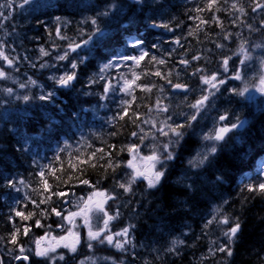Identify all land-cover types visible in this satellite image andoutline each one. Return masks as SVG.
Listing matches in <instances>:
<instances>
[{
  "label": "trees",
  "instance_id": "trees-1",
  "mask_svg": "<svg viewBox=\"0 0 264 264\" xmlns=\"http://www.w3.org/2000/svg\"><path fill=\"white\" fill-rule=\"evenodd\" d=\"M258 2L264 3V0ZM209 3L210 0L170 2L165 0V4H152L151 8L156 9L157 6L165 16L163 24L169 25L165 32L173 30L176 40H179L178 44L175 43V38L155 41L148 32L150 37L145 38V35L142 37L143 47H146L149 53L145 60L139 65L129 61L125 68L123 63H119L118 68L110 67L101 72L98 63L106 62L115 56L118 48L124 46L129 32L120 27L112 35L106 36L102 43L105 51L98 50L89 56L81 55L85 60L75 70L77 80L73 82L72 87L57 88L54 81L52 82V89H57L61 99L55 95L54 104L45 103L36 99L38 97L36 92L34 94L32 92L29 115L15 114L0 118V250L5 264L13 261L7 257V252L15 250L16 246L10 243L14 231L19 229L17 232L19 245L33 239L32 232L41 231L44 225L52 224L54 227L59 223L57 216L51 212L53 208H60L63 203L56 193L63 191L82 193L84 189L96 187L119 200L117 198L119 193L125 192L117 183L125 182L122 176L127 165L126 149L138 121L144 113L148 115L147 105L151 102L156 103L157 100L167 101L171 93L174 97L184 96L189 103H194L201 97L193 90L202 76L208 77L220 72L224 57H231L248 41L263 42L264 30L261 32L259 23L264 18V11H256L259 16H255L256 12L252 11L255 7L254 0H215L211 8ZM234 3L237 5L236 8L232 7ZM240 8H243V12L239 10ZM68 30V27L64 28V32ZM150 32L153 33L152 30ZM153 44H157L158 47L153 48ZM226 50L229 53H226ZM152 56L156 57L155 61L151 59ZM194 56L199 59L194 60ZM237 58L238 56L234 59ZM160 59L165 63L159 64ZM182 60L188 63L183 64ZM67 70L69 71V67ZM156 71H159L161 76L154 75ZM99 72L105 79H100ZM124 73L138 76L136 85L133 84L129 94L130 101L128 100L126 114L121 112L119 106L124 93H117L111 88L112 85L117 88L116 83L121 81ZM90 78L96 82L89 83ZM169 80L172 84L187 85L188 92L173 93ZM108 82L111 83V87L105 93L104 89ZM46 86L48 89L49 84ZM141 92L147 99L140 94ZM226 96L230 99L229 102L223 101L220 104L218 98L216 101L209 100L206 103V106L208 105L206 110L217 116L220 106L229 105L228 103L234 106L241 105L246 122L240 130L235 131V135L229 138L228 143L218 149L214 157L209 156L210 164L197 169L198 177L195 179L204 176V180L187 178L176 182L172 180L177 174L173 177V174L164 176L156 191L158 197L156 204L159 208L153 209L151 214L141 211L137 212L139 214L135 213L130 202L122 203L123 205L115 202L113 207L111 203V209H118L120 213L119 217L113 219L114 223L132 222L130 225L134 231H144L143 226H140L144 223L141 219L146 218L145 225L151 224V227L145 226L149 239L145 242V257L141 264H264V194L247 190L249 184L264 182L263 169L258 168L255 162L256 156L264 157V124L262 125L264 103L250 106L248 101L244 102L235 93ZM183 101L184 99L168 101L169 109L175 111L172 105L180 107ZM184 111H181V114ZM201 117L200 113L197 116L198 123ZM179 118L186 121L184 116ZM52 120L56 123L52 124ZM49 126L53 128L51 133L45 131ZM190 138L192 139V136L184 139L180 154L183 151L184 155L188 153L186 149L189 147L186 145ZM117 164L119 166L113 170ZM42 171L43 176L40 175ZM217 176L223 177V182L217 181ZM9 179L17 182L15 188L7 185ZM82 180H88L89 183L83 184ZM45 181L49 185L47 190L44 189ZM188 184H192L193 190L190 191L186 187ZM133 186L131 188L134 190L131 189L126 194L130 199L138 197L140 201L143 196L141 188ZM212 190L217 192L213 195L216 198L215 202H222V207L215 217L210 218L207 212L210 199L206 198L205 194ZM213 196L210 198L213 199ZM32 201L36 203L33 204ZM176 204L183 209L177 210ZM17 210L33 215L24 221L15 216ZM215 218L219 221L212 220ZM225 218L228 219V224L222 223ZM37 220L40 221L41 227L36 226ZM158 221L160 226L161 224L183 226L180 233L184 234L185 243H180L176 249L162 245L160 240L163 229L154 228ZM215 223H221L220 239L210 228ZM236 223L240 225L238 233L229 240L224 233ZM25 227L29 228L28 235L23 234ZM156 231L159 233L154 235ZM178 241L177 236L173 244ZM187 242L190 246L188 256L190 261H186ZM224 244L230 245L232 255L217 251V248Z\"/></svg>",
  "mask_w": 264,
  "mask_h": 264
},
{
  "label": "flooded vegetation",
  "instance_id": "flooded-vegetation-1",
  "mask_svg": "<svg viewBox=\"0 0 264 264\" xmlns=\"http://www.w3.org/2000/svg\"><path fill=\"white\" fill-rule=\"evenodd\" d=\"M170 1L171 0H168V2ZM6 2L9 5V9L3 15L6 16L7 19L0 16V44H2L5 49V55H8L9 58L13 60V65H6V62L1 58L3 63H1L0 67L6 68L8 74L5 77H0V85H14L11 84L10 78L12 77L13 83L16 84L15 91L18 93L16 94L18 97L28 94L31 85L30 79L32 76L43 83L41 80H44L46 74L52 75V69H55L56 76L63 74L62 68L64 61L58 60V56L63 55L65 51H68L69 44L80 43L81 41L88 39L94 28L90 23V18L94 17L97 12L105 10L104 6L106 4L110 5L113 2L116 4H128V0H29L28 4H24V0H6ZM159 3L165 4V0H141L139 6H133L131 9L126 7L123 14L118 18H102L98 23L102 27H105L107 33L106 36H109L116 32V30L121 27V24L127 23L129 16L135 15V22L127 28H124V30L126 29L125 32L133 31L131 32L132 35L128 38L129 45L131 43L130 39L143 37L144 35L150 37L149 33L152 34L151 38H153V40L169 37L174 39L175 34L173 31L166 33L163 27H159L156 30H153V28L150 27L153 22L157 25H160L159 22L161 24L162 22L164 23L165 16L161 11H159L157 7L156 9L151 8L152 4ZM151 9H154L155 11ZM112 11L115 12L116 9L113 8ZM65 27H68L69 29L67 32H64ZM58 28L60 30L59 36L57 35ZM146 30H152L153 33L150 31L146 32ZM61 37H63V39ZM175 43L178 44L176 41ZM143 48L146 50V47ZM41 49H43V52ZM98 50L100 52L105 51L102 43L89 42L87 45H82L77 52L69 51L68 58H70L71 55L77 56L78 54H86L89 56ZM129 50L134 51L135 55L140 52L139 48L133 49L130 47ZM45 53H47V55H45ZM42 64L45 66L42 67ZM127 64H129V61H123V67ZM26 71H28V78L25 80L23 77V82L18 84L17 77L24 75ZM21 84H25L26 87L21 88ZM43 85L45 88V83H43ZM56 87L61 88L58 85H56ZM132 88L133 87L127 89L124 93L126 95L130 94ZM48 90L53 91L51 87H49ZM55 92H57V89H55ZM123 114H125V110L123 111ZM138 124L139 123H137L136 129L133 131L137 133V135L141 129ZM132 137L134 136L132 135ZM126 154L127 160L129 161L131 158V152H129L128 149L126 150ZM135 168L138 169L137 165ZM140 178L142 177H138L137 179ZM123 199L125 200L126 197H123ZM140 201L141 206L139 207V211L142 209L141 207L144 202V196ZM76 209L79 210V207ZM104 209L107 212L105 205ZM112 211L113 213H108V215L111 217L113 216V220L118 215L117 211L115 212V209H112ZM105 218L106 217L104 216V219ZM75 219L76 227L74 228V231L78 232L80 240V243L76 245L77 250L76 252H72L70 248L64 246L65 244H71L73 242L72 237H68L67 240L62 242H59L58 237H56L50 247H56L55 255H63L64 259L57 260L55 264H58V262H61L60 264H81V261H83L84 264H141L143 261L145 257V242L149 237L144 235L142 230L134 231L130 225L127 226L124 222V224H113L110 222L105 231L101 233L100 239H103L105 235L111 234L114 237V243L116 239H120L123 242L124 237H116L115 233L121 232L125 228H129L128 239L130 240V243L126 244L124 249H120L115 247L114 244L109 245L107 242L100 243L99 240H95L92 241L93 246L89 248V229L83 226L81 217H76ZM60 224L64 225L63 229L57 227V225L52 227L55 236H68L67 229L72 227V225H69L66 222ZM143 225L144 224H141L140 226ZM121 226L123 228H121ZM96 227L99 230L104 227V223L98 224ZM92 230L96 231L95 228H92ZM42 236H44L43 241L46 243V246L43 245V242H40V246L41 248H48L47 240L50 239V235L44 233ZM173 239L169 243L173 244ZM178 240V242L183 244L185 242L184 235L182 234L178 236ZM57 244H59L58 247L56 246ZM18 246H23L25 248V254L30 257L29 261H17L14 259L15 256L20 255ZM18 246H16L13 251V261L10 264H53V261L49 260L47 257L35 255L36 242L32 244L21 243ZM2 254L3 253L0 250V261L3 260L1 256ZM3 264L5 263L3 262Z\"/></svg>",
  "mask_w": 264,
  "mask_h": 264
},
{
  "label": "rangeland",
  "instance_id": "rangeland-1",
  "mask_svg": "<svg viewBox=\"0 0 264 264\" xmlns=\"http://www.w3.org/2000/svg\"><path fill=\"white\" fill-rule=\"evenodd\" d=\"M8 9H9V5L6 2V0H0V13H2L4 15ZM255 16L256 17L259 16V13L256 12ZM3 17H6V16H3ZM159 24H161V23L159 22ZM162 24H163V22H162ZM259 27H261L260 29H261V32H262L264 30V18L259 23ZM163 29L166 30L165 28H163ZM170 31H173V30L170 29ZM263 34H264V32H263ZM166 39H172V37L164 38L163 40H166ZM128 40L129 39L126 40V44L123 43V45L125 44L126 47H129V44H128L129 41ZM155 41H158V40H155ZM130 42H131V39H130ZM254 43H251V41H248V43L246 45L242 46L231 57H228V58L224 57V59H226V58L228 59L227 71H225V67H224L223 61H222L221 66H220V69H221L220 72L213 73V74H217L218 78H220V79H226L227 83L224 84V85H221L220 86V90L218 92H216V94L214 96H211L209 98V100L216 101V98H218L220 104H222L223 101L229 102L230 99H228L226 95L229 94V93H233V92L228 91V89L236 88V89L243 90L245 87H247L248 91L244 92L243 95H237V94H235V95L237 97L243 99L244 102L248 101L249 103L248 102L247 103L250 106H258V105H261V104L264 103V93H261L258 90L259 78H260V76L262 74H264V63H262V61H264V40L261 43H255V44ZM121 49H122V46H121V48H118L117 52L120 51ZM4 51H5V49H4ZM226 53H229V51L226 50ZM81 55L85 56L86 54H78L77 56L76 55H71L70 58L64 60L63 68H62L63 73L68 71L67 68L69 67V65L72 62V60L73 61H77L78 57H82ZM120 55H130V54H128L127 52L117 53L115 56H112L109 60H111L113 57H119ZM237 56H238V58L234 59ZM109 60H107L104 63L103 62H99L98 63L99 66H100V70L105 64H107L109 62ZM241 61H244V63L242 64ZM18 62H24V61H18ZM1 63H3V60H1V58H0V65H1ZM113 63L114 64H117V63L119 64V63H123V61H120V60L117 59V60H114ZM6 65H8V64L6 63ZM48 65H49V63H48ZM127 66H128V64L125 67H127ZM230 66H231V68H230ZM0 69H2L5 72V76H7L8 73H7L6 68L0 67ZM238 70L240 71V74H241V79H239V80L233 78ZM27 74H28V71H26L24 75H22V76L20 75L19 77H17V80L19 82L18 84L23 82V79H22L23 77L25 78V80L28 78ZM51 74L52 75L46 74V77L44 78V80H41L43 83H45V88H44L43 83H41L38 79H36V78H34L32 76L31 79H30V84H31L30 85V90H29L28 94H26V95L31 97L32 92H33V94L36 92V95L39 97L40 95L44 94L45 92H48L49 90L47 89V86H46L47 83L49 84V87L53 88L52 87L53 86V83H52L53 80L50 79V77L54 76V75L56 76L55 69H52ZM99 74H100L99 77L103 76L101 74V72H99ZM213 74H211L208 77H211ZM123 77L126 78L127 80H135L137 75L136 74H132L131 77L130 76L129 77L128 76H122V78ZM10 80H11V84H14V85H11V86L8 85V84H6V86L0 85V118L4 117V116L6 117V116H9V115H15V114L21 115V114L28 113V111H29L28 110L29 106H30L29 105V101H27V102L24 101L23 100V95L20 96V97H18L16 95V94H18L15 91L16 84L13 83L12 77L10 78ZM33 81L35 83H33ZM124 81H125V79H123V81H120V82L118 81V83H116L117 88L112 85V87H111L112 90L116 91L117 93H124L126 91V90H124ZM135 82H136V80H135ZM10 88L13 89V93L12 94H9L7 92V89H10ZM205 88H207V86L204 85L201 82V80H200L199 84L194 88L193 91L195 93H197L198 95H201V97H202V95L204 94V89ZM44 89H46V91H44ZM177 97H179V96L174 97L173 94L171 93L167 97V101L161 102L162 105L167 106V109H168L167 112L158 111L157 108H156V104L153 107L150 106L148 108V110H147L148 115H144L142 117V119H144V120L140 119L141 121L138 122L139 123L138 126H140V128H141L139 130L138 135L132 137L130 143L128 144V148L132 144H136L138 146L137 153L135 154V156L133 155V153H131V158L129 160H133V166L134 167L137 164H139V165H137L138 166L137 168L139 170L143 171L144 168L147 167L146 165H148L149 162L147 160H145V159H142V158L152 155V153L154 151L156 152L157 155H159L160 154V145H162L163 143H167L168 142V138L160 136L158 134V132H157V129L161 126V122L163 120H165V117H168L170 115L172 117V122H173V119H174V123L182 124V122H184V121H183V119L179 118V116L182 117L184 115V117H190V115H194V114L198 116L200 113H202V117H201V120L199 121V123H198L199 119H197L195 122L192 121L191 127H185L186 129H182V131H184L185 135H184V138L180 141L179 145H175L174 144V145L171 146V148H172V150L174 152V159L167 163L166 168H162L159 164H157L156 165V169H155L157 171H162L163 170L164 176L169 175V174H173L172 175V177H173L174 174H178L177 175L178 178H176L177 180L173 179V181L176 180V182H180L181 180L187 179V178L188 179H193V180H196V181H200L201 178L204 177V176H201L200 178L195 179V178L198 177V174H197V169L198 168L193 169L194 168L193 166L190 167L189 161L193 160L194 157H197V154H200V156L202 157L204 154H206V153H208L210 151V149H211V147L213 145H216L218 147V149H221L222 145L228 143L229 138L232 137V135L233 136L235 135V131L236 130L228 133L225 136V140L224 141H220V142H216V141H213V140H205L204 136L205 135H214L215 134V130L218 127H220L222 124L235 123L236 122V117H239L242 121H245L246 120L245 117H244L245 112L243 113V111H244L243 109H242V111H239V112L238 111L237 112H235V111L232 112V108H234L237 105L234 106V105H232L230 103H228L229 105L220 106V110L217 111V113H219L220 115L221 114L223 115V114H226V113L228 114V119L223 121V122H220L218 120L219 114L216 116V115L212 114L210 111L208 113V110H206V108H207L206 107V103L204 104L203 108H201V111L199 113H197L195 109L190 107L193 103H191V105H190V103H189L187 98H185L184 96H180V98H177ZM201 97L197 98L196 101L198 99H200ZM175 99H180V100L184 99L183 105H180V107L177 106V105H172L176 111L170 110L169 109L170 106L168 105V101H174ZM182 106H184V107H182ZM155 108H156V110H155ZM184 109H185V112L183 114H181V111H183ZM188 111H190V112H188ZM169 112L170 113L172 112V113L170 114ZM204 112L207 113V114H205ZM172 114H173V116H172ZM145 121H148V123H145ZM153 123L155 124V127L152 126ZM197 123H198V125H196ZM263 124H264V120L262 121V125ZM244 125H245V123H244ZM141 135L145 138V139L143 138V142L140 139ZM189 136H192V139L190 138L188 145H186V147H189V148L186 149L188 151V153H187L188 155L187 154L184 155L183 154L184 151L180 154V150H181V147H182L181 144H183L184 139L189 137ZM220 144H221V147L219 146ZM197 158H199V157H197ZM255 162H256V166L257 167L259 166L258 168L264 169V161H263V159H259L258 160V156H256L255 157ZM195 163H196V160H193V164H195ZM140 165H142V166H140ZM132 172H133V168L128 167V164H127L126 167H125V170L123 172V177L125 178L126 181L123 182V183H127L128 178L131 176ZM163 177L161 178V180L163 179ZM202 180H204V178H202ZM145 183L147 184V180L140 178V179H137L136 182L134 184H132V186L136 185V186L140 187L142 193L144 191L143 195H145V196H144V202L142 204V209L144 211L141 210V212H144V213L146 212L148 214H151L152 213L151 211L153 209H158L159 208V205L156 204V200L158 199V197L156 196V194H157L156 191H157V188H158L160 182L157 184L156 188L154 187V189L153 188H149L148 185H146ZM97 190H99L100 192L105 193V196L104 197H96L94 199H97V200L103 199V200H105L106 203L104 205L106 207L107 212L108 213H113V211H112L110 206H111L112 201L116 200V197L114 196L115 199H108L107 197L108 196H112V195L107 193V191L101 190L100 188H96V187H91V188H88L86 190L84 189L82 193H77V192H72L71 191V192H69L67 195H65L63 197L60 196V199L63 201V204L65 202L64 205L61 203V208H62L61 211H62V213L64 215H67V213L69 211H73V212L77 211L78 209H76V208L82 207L83 201L86 200L89 197V195H91L94 191H97ZM126 193H128V192H124V194L123 193H119V196L117 197V198H119V200L117 199V201H115V202L116 203L118 202L120 205L123 203L122 201H124V202H126L128 204L130 202V204L132 206L131 207L132 211H136L135 213H137V211H139V207L141 206V201H139L135 197H134L133 200H131L130 197L127 196ZM214 194H217V192L215 190H212V191L208 192L207 194H205V197L206 198L209 197V199H210L209 203H208L209 209L207 211L209 217L210 216L215 217L220 212V210H221L220 208L222 207L221 206L222 202H218V203L215 202L216 198L213 196ZM212 196H213V199L210 198ZM218 196H219V194H218ZM123 197H126L127 199L122 200L121 198H123ZM145 200H147V201H145ZM218 204H219V206H217ZM212 205H213V207H211ZM174 206H175V204H174ZM210 208H212L211 211H210ZM176 209L178 210V209H183V208L176 204ZM185 209H186V207L184 208V210ZM58 211H60V210H58ZM116 211L119 213L118 209L117 210L115 209V212ZM101 217H102V219H101ZM57 218L59 219V223L66 222V221L62 220L61 217H59V216H57ZM217 218L216 219H212V220L215 221V220H217ZM99 219H101V220H99ZM103 219H104V215L103 214H100V213L93 214L92 219H91V227L95 228V230L98 231V228L96 227V225L103 224L104 223ZM144 219H146V218H144ZM144 219H141L144 222V223H142V224H144L143 225V230L144 231H142V233L148 237V229L145 232V226L147 225V226L151 227V224H146L145 225V220ZM111 220L112 219L109 220V223L110 222L113 223V224H117L118 223V222L114 223V221L113 220L111 221ZM75 221H76V219H75ZM158 223H159V221L157 222V224ZM126 225H130V224H126ZM154 226H155L154 227L155 230H156V228L161 229V227L163 229L161 231L162 232V239L160 240L162 242V245H166L167 247L168 246L170 247V246L173 245L172 246L173 248L179 246L180 242H178L176 244H172L171 243V245H170L169 242H171L173 237L175 239L177 236H180V235L183 234V233H180V232H182L181 228L183 226L179 225L178 227H176L175 224L168 225V226H166V225L163 226V224H161V226H160V224H158V225H154ZM52 227H53L52 224H46V225H44V229H41V231H39L37 233H36V231L32 232V236H34V237H32L33 239H28V242L26 241V243L27 244H29V243L32 244V243L36 242L39 239L40 242H43V245L46 246V243H44V241H43L44 239H41V237H44V236H42V234H44V233H46L47 235H50V239L47 240V244H48L49 247L51 246V244L55 240L53 238L58 237V241L62 242V241L59 240L60 236H55V234H54V232L52 230ZM210 228L212 229L214 235L217 238H218V236H219V239L222 237V232H221V229L219 228V224L215 223L214 225H211ZM158 233L156 231L154 233V235H157ZM169 234H170V236H169ZM157 240L159 241V239H157ZM188 247L190 248L189 243L187 242L186 249H188V251H187L188 254H187V257H186L187 258L186 261H190V257L188 258L189 251H190ZM7 253H8L7 257L10 256L11 259H12L13 258L12 256H14V252L13 251L12 252L8 251ZM170 255H172V254L170 253ZM211 263H213V262H211Z\"/></svg>",
  "mask_w": 264,
  "mask_h": 264
},
{
  "label": "snow or ice",
  "instance_id": "snow-or-ice-1",
  "mask_svg": "<svg viewBox=\"0 0 264 264\" xmlns=\"http://www.w3.org/2000/svg\"><path fill=\"white\" fill-rule=\"evenodd\" d=\"M215 0H210L209 3V8H211V4L214 3ZM29 0H24V4H28ZM141 3V0H128V4H116V3H112L110 5L106 4L104 6L103 11H99L96 13V15L92 18H90V23L94 26L92 34L89 35L87 40L81 41L80 43H72L68 45V51H65L63 55L58 56V60L60 61H64L66 59H68L69 57V51L70 52H77L78 49H80L82 47V45H87L89 42H94V43H103L105 38H106V31H105V27H102L98 21H100L102 18H112V17H119L120 15L123 14L124 9L127 8H132L133 6H139ZM255 3V7L252 9L253 12H256L257 10L259 11H264V3L258 2V0H254ZM233 8H236L237 5L234 3L232 5ZM116 9L115 12L112 11V9ZM241 12H243V8L239 9ZM197 11H200L199 9H197ZM0 16H3L2 13H0ZM4 19H7V17H3ZM59 19V18H57ZM135 22V15L133 16H129L127 23L125 24H121L122 28H127L129 25L133 24ZM150 27H163V28H169L168 24H160L157 25L155 22H153ZM251 27V26H249ZM60 34V30L59 28L57 29V35L59 36ZM63 39V37H61ZM227 38V36L225 37ZM177 43H179V40L176 41ZM144 45V40L142 37H135L131 39V43H130V47L133 49L139 48L140 49V53L139 55H120L119 57H113L111 60H109V62L107 64H105L102 68H101V72H104L107 68L110 67H119L120 65L114 64L113 61L114 60H120V61H132L134 62L136 65H139L141 61L145 60V58L149 55V53L144 50L143 48ZM153 48L158 47L157 44H153L152 45ZM41 51L43 52V49H41ZM45 55H47V53H45ZM0 58H2L9 66L13 65V60L9 58L8 55H5L4 49H3V45L0 44ZM152 60H156L155 56L151 57ZM193 59H199V57H193ZM85 58L83 57H78V62L77 61H72L69 65V71L59 75V76H52L50 77V79H52L54 81V83L56 85H59L62 88H67V87H72L73 86V82L77 80V72L75 71L80 64L84 63ZM159 64H164L165 61L163 59H160L158 61ZM181 63L183 64H187L188 61L186 60H182ZM241 63L243 64L244 61H241ZM262 63H264V61H262ZM223 65L225 67V71H227V65H228V59H224L223 60ZM42 67H44L45 65H41ZM200 70L198 69L197 72H199ZM195 74V73H194ZM154 75L156 76H161V73L159 71H156L154 73ZM0 77H5V72L0 69ZM138 78V77H136ZM234 79H241V74L240 71L238 70L236 72V74L233 77ZM100 79H105V77L100 76ZM96 80L90 78L89 83H95ZM134 80H127L125 79L124 81V90H127L129 88H131L134 84ZM201 82L207 86V88L204 89V94L202 95V97L200 99H198L194 104H192L190 107L195 109L197 113L200 112L201 108H203L204 104L209 101V98L211 96H214L216 94V92H218L220 90V86L224 85L227 83L226 79H220L218 78L217 74H213L211 77H207V76H202L201 77ZM33 83H35L33 81ZM169 85L173 88V89H183V90H187V85H183V84H172L171 81H168ZM21 88L26 87L25 84H21L20 85ZM111 87V83L108 82L105 86V93L108 92V90ZM145 89L147 90V86H145ZM258 90L261 93H264V74H262L259 78V85H258ZM228 91H231L237 95H243L244 92L248 91V88L245 87L243 90L240 89H228ZM7 92L9 94L13 93V89H7ZM56 92L55 90L53 91H48L45 92L44 94L40 95L39 97H37L36 99H39L40 101H44L45 103H50L54 101ZM30 99H33L27 95L23 96V100L24 101H29ZM156 108L158 111L160 112H167V106L162 105L160 100H157L156 102ZM127 113V110L125 109V114ZM228 119V114L226 113L225 115H221L219 117L220 121H225ZM197 120V115H191L190 117H186V124H175L174 122H172V117L168 116L165 118V120H163L161 122V126L157 129V132L160 136L166 137L168 138V142L167 143H163L162 145H160V154L157 155L156 152L154 151L152 155L148 156V157H144L142 159L147 160L149 163L147 165V167L144 168L143 171L134 168L133 166V160H129L127 162L128 167L133 168V172L131 174V176L128 178L127 181V185L125 183H119L118 182V187L124 189L125 192H129L131 190V186L132 184H134L137 180L138 177H142L143 179L147 180V184L149 188H154L157 186V184L160 182L161 178L164 176V172L163 171H157L156 169V165L159 164L162 168H166L167 163L171 160L174 159V152L171 148L172 145H179L180 141L184 138V131H182V129H184L185 127H191L192 125V121ZM52 124L56 123V121L52 120L51 121ZM145 123H148V121H145ZM245 121H242L239 117H236V122L235 123H229V124H222L220 127H218L215 130V134L214 135H205L204 139L205 140H213L216 142H220V141H224L225 140V136L234 131V130H239L243 127ZM153 127H155V124H152ZM45 131L51 133L53 131V128L51 126H49L48 128L45 129ZM133 136H136L137 133L133 132L132 133ZM141 141L143 142V136L141 135L140 137ZM128 151L133 153V155L135 156V154L138 151V146L136 144H132L130 145V147L128 148ZM218 148L216 145H213L210 149V151L206 154H204L202 157L200 156V154H197V157H194L193 160H196V163L193 164V160L189 161V165L190 167L194 166L196 168H201L207 164L211 163V160L209 159V156H215V154L217 153ZM109 163L111 164V161H109ZM119 165H115V167H118ZM41 176L44 175L43 171L40 173ZM217 181L223 182V177L221 176H217L216 177ZM16 181L9 179L7 181V185L9 187L15 188L16 186ZM20 183H23V181H20ZM81 183L83 184H88L89 181L88 180H82ZM49 187V185L47 184V182L45 181L44 183V189L47 190ZM186 187L191 191L193 190V186L192 184H188L186 185ZM247 190L250 192H260L261 194H264V182H258L255 185L249 184L247 186ZM56 195L58 196H65L67 195L64 192H59L56 193ZM105 193L100 192L99 190L94 191L91 195H89V197L87 198V200L83 201V205L82 207L79 208L78 211H69L67 213V215H64L62 213V211H58L56 208H53L51 210L52 213H54L56 216L61 217L62 220L66 221L69 225H72V227H69L67 229L68 232V236H61L59 237L60 241H64L67 240L68 237H72L73 238V242L71 244H65V247L70 248V250L72 252H76V245L80 243L79 240V234L78 232L74 231V228L76 227L75 225V218L76 217H81L82 221H83V226L87 227L88 230V247L91 248L93 246L92 241L95 240H99L100 243H104L107 242L109 245H113L117 248L120 249H124L125 245L130 243V240L128 239V233H129V228H125L123 229L121 232L115 233L116 237H124L123 242L120 239H116L115 243H114V237L113 235L109 234V235H105L103 239H100L101 237V233L105 231V229L108 226L109 220L112 219L113 217L109 216L108 213L105 211L104 209V204L106 203L105 200L101 199V200H97L94 199L96 197H104ZM108 199H115V197L113 196H108ZM33 204H35V201H32ZM38 207V205H37ZM95 213H103V215L106 217L104 219V227L99 229L98 231H93L92 227H91V219L93 214ZM43 214V213H41ZM119 213L117 212V215ZM33 213H27L25 214V212L23 211H15V216L20 217L21 220L27 221L32 217ZM222 223L224 224H228L229 221L227 218H225ZM36 226L37 227H41L42 225L40 224V221L37 220L36 221ZM57 227L63 229L64 225L63 224H58ZM132 227V226H130ZM240 228L239 223H236L234 226H232L227 232L224 233V236L227 237L229 240H232L238 233V230ZM17 232H19V229H17L16 231H14L11 234V239H10V243L14 246L18 245V239H17ZM29 232V228L25 227L23 229V234L27 235ZM41 239H44V237H41ZM56 239V238H53ZM57 247L59 246V244L56 245ZM19 247V252L20 255L15 256L14 258L17 261H29L30 257L29 255L25 254V248L23 246H18ZM211 251V250H210ZM217 251L219 252H226L229 256L232 255V250L230 245L228 244H224V245H220L217 248ZM56 252V247H48V248H41L40 246V240L38 239L36 241V250H35V255L36 256H40V257H47L49 260L53 261V264H55V262L57 260H63L64 256L60 255L57 256L55 255ZM0 264H3L2 261H0ZM81 264H84L83 261H81Z\"/></svg>",
  "mask_w": 264,
  "mask_h": 264
},
{
  "label": "bare ground",
  "instance_id": "bare-ground-1",
  "mask_svg": "<svg viewBox=\"0 0 264 264\" xmlns=\"http://www.w3.org/2000/svg\"><path fill=\"white\" fill-rule=\"evenodd\" d=\"M156 7H157V6H156ZM250 23H251V22H250ZM119 28H120V27H119ZM119 28H118L117 30H119ZM130 28H131V27H130ZM117 30H116V31H117ZM125 30H126V29H125ZM122 31H123V30H122ZM131 32H133V31H130V32L127 34V37L125 36V37H126L125 39H128V38L132 35ZM232 33H233V32H232ZM145 37H146V36H145ZM122 38H123V37H122ZM116 40H117V39H116ZM143 40H144V39H143ZM125 41H126V40H125ZM222 43H223V42H222ZM128 44H129V43H128ZM129 49H130V47H126L125 44H124V46H122V49H121L120 51H118V52L116 51V53H115L114 55H116L117 53H121V52H122V53L127 52V53L130 54V55H135V52L132 51V50H129ZM126 50H127V51H126ZM124 76H129V75H128L127 73H124ZM137 77H138V76H137ZM123 79H126V78L123 77V78L121 79V81H123ZM135 80L137 81V78H135ZM135 85H136V82H135ZM58 86H59V85H58ZM59 87H60V86H59ZM52 90H53V89H52ZM188 90H189V88H188ZM188 90H187V92H188ZM44 91H46V89H44ZM140 94H143V93L141 92ZM56 96L58 97V99H61V94H60V93H57V92H56ZM140 97H142V96H140ZM143 97H145L144 94H143ZM135 98H136V97H135ZM145 98H146V97H145ZM131 99H132V98H131ZM143 99H144V98H143ZM146 99H147V98H146ZM146 99H145V100H146ZM128 100H129V95H125V94H123V97L120 99V102H119V103H120L119 106H120V110H121V112L124 111V109H126L127 104H128L129 101H130V100H129V101H128ZM132 100H134V98H133ZM138 100H139V96H138ZM134 101H135V100H134ZM131 102H132V101H131ZM145 102H146V101H145ZM147 102H148V101H147ZM190 102H191V101H190ZM51 103L54 104V102H51ZM194 103H195V102H194ZM194 103H193V104H194ZM206 103H207V102H206ZM136 104H137V103H136ZM147 104H148V103H147ZM147 104H146V105H147ZM155 104H156L155 102H153V103L151 102V104H150V105H147V106H149V107L152 106V107H153ZM190 104H191V103H190ZM27 106H28V105H27ZM147 106H146V107H147ZM186 106H187V105H186ZM186 106H185V107H186ZM207 106H208V105H207ZM207 106H206V107H207ZM131 107H132V106H131ZM131 107H129V108H131ZM237 107H239V108H241V109H237ZM237 107L235 106L234 108H232V112H234V111H235V112H237V111H238V112H239V111H242L243 107H242L241 105H237ZM236 109H237V110H236ZM28 110H29V111H28L27 115H29V113H30V111H31L30 106H29V109H28ZM155 110H156V108H155ZM184 110H185V109H184ZM184 110H183V111H184ZM187 110H188V109H187ZM189 110H190V109H189ZM146 111H147V110H146ZM175 111H176V110H175ZM200 111H201V110H200ZM203 111H204V110H203ZM184 112H185V111H184ZM188 112H190V111H188ZM169 113H170V112H169ZM171 113H172V112H171ZM171 113H170V114H171ZM181 113H182V112H181ZM204 113H205V112H204ZM208 113H209V111H208ZM110 114H112V112H111ZM146 114H148V112H146ZM176 114H177V113H176ZM201 114H202V113H201ZM205 114H207V113H205ZM143 115H145V113H144ZM159 115H160V114H159ZM159 115H158V116H159ZM219 115H220V114H219ZM169 116H170V115H169ZM172 116H173V114H172ZM175 116H176V115H175ZM175 116H174V117H175ZM178 116H179V115H178ZM183 116H184V115H183ZM163 117H164V116H163ZM176 117H177V116H176ZM179 117H180V116H179ZM155 118H156V117H155ZM165 118H166V117H165ZM138 119H139V118H138ZM141 119H142V118H141ZM183 119H184V118H183ZM142 120H144V119H142ZM177 120H178V119H177ZM139 121H140V120H139ZM139 121H138V122H139ZM175 121H176V120H175ZM183 121H185V120H183ZM173 122H174V119H173ZM179 122H180V121H179ZM185 122H186V121H185ZM185 122H182V124L185 123ZM175 124H176V123H175ZM184 129H186V128H184ZM140 132H141V131H140ZM141 133H142V132H141ZM193 133H194V132H193ZM196 137H197V136H196ZM143 138H144V137H143ZM133 139H134V138H133ZM144 139H145V138H144ZM198 139H199V138H198ZM147 140H148V139H147ZM151 144H152V143H151ZM217 145H218V144H217ZM219 146L221 147V144H220ZM217 148H218V147H217ZM127 149H128V146H127ZM127 149H126V150H127ZM154 150H155V149H154ZM219 150H220V149H219ZM146 154H147V153H146ZM152 154H153V153H152ZM147 155H148V154H147ZM187 155H188V154H187ZM191 155H192V154H191ZM39 156H40V155H39ZM126 156H127V155H126ZM192 156H193V155H192ZM192 156H191V157H192ZM186 157H187V156H186ZM189 157H190V156H189ZM41 158H42V157H41ZM41 158H40V159H41ZM128 159H129V157H128ZM259 159H263V161H264V157H263V156H262V157H258V160H259ZM126 160H127V159H126ZM127 161H128V160H127ZM144 164H145V163H144ZM146 164H147V163H146ZM180 164H181V163H180ZM124 165H125V164H124ZM134 165H135V164H134ZM137 165H139V164H137ZM140 166H142V165H140ZM146 166H147V165H146ZM137 167H138V166H137ZM258 167H259V166H258ZM134 168H135V167H134ZM256 168H257V167H256ZM261 168H262V167H261ZM123 169H124V166H123ZM162 171H163V170H162ZM180 171H181V170H180ZM260 171H261V170H260ZM122 172H123V171H122ZM198 173H199V172H198ZM121 174H122V173H121ZM182 174H183V173H182ZM177 175H178V174H177ZM122 177H123V176H122ZM119 178H120V177H119ZM123 178H124V177H123ZM173 178L175 179V178H178V177H173ZM202 178H203V177H202ZM116 180H117V179H116ZM176 180H177V179H176ZM176 180H175V181H176ZM114 181H115V180H114ZM172 181H173V180H172ZM172 181H171V182H172ZM137 182H138V181H137ZM139 182H140V181H139ZM145 182H146V181H145ZM122 183H123V182H122ZM142 183H143V182H142ZM142 183H141V184H142ZM115 184H116V183H115ZM117 184H118V183H117ZM125 184H127V183H125ZM138 184H139V183H138ZM145 184H146V183H145ZM145 184H144V185H145ZM146 185H148V184H146ZM90 186H93V185H90ZM116 186H117V185H116ZM133 187H134V186H133ZM133 187L131 188L132 190H134ZM135 187H136V186H135ZM155 188H156V187H155ZM118 189H119V188H118ZM137 189H138V188H137ZM153 189H154V188H153ZM121 190H122V188H121ZM135 190H136V189H135ZM146 190H147V189H146ZM14 191H15V190H14ZM138 191H139V189H138ZM138 191H137V192H138ZM63 192L66 193V194L69 193V192H67V191H63ZM120 192H121V191H120ZM147 192H148V191H147ZM117 193H119V192H117ZM132 193H133V192H132ZM143 193H144V191H143ZM148 193H149V192H148ZM127 194H128V193H127ZM134 194H135V193H134ZM149 194H150V193H149ZM118 196H119V195H118ZM118 196H117V197H118ZM125 196H126V195H125ZM127 196H128V195H127ZM127 196H126V197H127ZM139 196H140V195H139ZM143 196H145V195H143ZM143 196H142V197H143ZM132 197H133V196H132ZM132 197H131V198H132ZM137 198H138V197H137ZM140 198H141V197H140ZM121 199H122V198H121ZM147 199H148V198H147ZM131 200H132V199H131ZM141 200H142V198H141ZM115 201H117V200H115ZM115 201H112V207H113V203H115ZM135 201H136V200H135ZM145 201H147V200H145ZM121 203H122V202H121ZM123 203H125V202L123 201ZM131 203H132V202H131ZM139 203H140V202H139ZM225 203H226V202H225ZM144 204H145V203H144ZM215 204H216V203H215ZM122 205H123V204H122ZM130 205H131V204H130ZM134 205H135V204H134ZM134 205H133V206H134ZM223 205H224V204H223ZM119 206H120V205H119ZM119 206H118V207H119ZM147 206H148V205H147ZM217 206H219V204H218ZM129 207H130V206H129ZM120 208H121V207H120ZM134 208H135V207H134ZM56 209H57V210H61V207H60V208H57V207H56ZM120 210H121V209H120ZM127 210H128V209H127ZM127 210H126V211H127ZM148 210H149V209H148ZM151 210H152V209H151ZM110 212H111V211H110ZM120 212H121V211H120ZM135 212H136V211H135ZM137 212H138V211H137ZM107 213H108V212H107ZM125 213H126V212H125ZM143 213H144V212H143ZM145 213H146V212H145ZM109 214H111V213H109ZM119 214H120V213H119ZM134 214H135V213H134ZM138 214H139V213H138ZM142 215H143V214H142ZM221 215H222V214H221ZM125 216H126V215H125ZM137 216H138V215H137ZM222 216H223V215H222ZM112 217H113V216H112ZM116 217H119V216H116ZM140 217H141V216H140ZM141 218H143V217H141ZM219 218H220V217H219ZM221 218H222V217H221ZM221 218H220V219H221ZM101 219H102V217H101ZM124 219H125V218H124ZM215 219H216V218H215ZM138 220H139V218H138ZM217 220H218V219H217ZM122 221H123V220H122ZM218 221H219V220H218ZM140 222H142V221H140ZM122 223H123V222H122ZM126 223H127V222H126ZM131 223H132V222H131ZM131 223L129 222V224H131ZM123 224H124V223H123ZM219 224H221V223H219ZM123 226H124V225H123ZM127 226H128V225H127ZM130 226H131V225H130ZM121 228H123V227L121 226ZM132 228H133V227H132ZM182 228H183V227H182ZM174 229H175V228H174ZM187 229H188V228H187ZM185 230H186V229H185ZM221 230H222V229H221ZM181 231H182V230H181ZM186 232H187V231H186ZM172 233H173V232H172ZM175 234H176V233H175ZM42 235H43V234H42ZM169 236H170V234H169ZM166 237H167V236H166ZM167 239H168V238H167ZM165 240H166V239H165ZM165 244H166V243H165ZM170 245H171V243H170ZM7 246H8V245H7ZM172 246H173V245H172ZM0 247H1V246H0ZM166 247H167V246H166ZM170 247H171V246H170ZM10 248H11V247H10ZM13 248H14V247H13ZM188 248H189V247H188ZM6 249H7V248H6ZM168 249H169V248H168ZM172 250H173V249H172ZM180 250H181V249H180ZM5 251H7V250H5ZM11 252H12V249H11ZM177 252H178V251H177ZM180 252H181V251H180ZM10 254H11V253H10ZM15 254H16V253H15ZM152 254H153V253H152ZM12 255H13V254H12ZM1 256H3V255H1ZM4 257H5V256H4ZM12 257H13V256H12ZM9 258H11V257L9 256ZM9 258H7V259H9ZM154 258H155V257H154ZM165 258H166V257H165ZM2 259H3V258H2ZM14 259H15V258H14ZM2 261L4 262V260H2ZM7 262H8V261H7Z\"/></svg>",
  "mask_w": 264,
  "mask_h": 264
},
{
  "label": "water",
  "instance_id": "water-1",
  "mask_svg": "<svg viewBox=\"0 0 264 264\" xmlns=\"http://www.w3.org/2000/svg\"><path fill=\"white\" fill-rule=\"evenodd\" d=\"M151 28H153V29H158L159 27H151ZM177 84V83H176ZM180 84V83H179ZM187 90H188V86H187ZM187 90H183V89H173L172 87H171V91H173V92H179V93H185V92H187ZM223 115H225V114H223ZM221 116V115H220ZM219 116V117H220ZM219 119V118H218ZM220 121V120H219ZM221 122V121H220Z\"/></svg>",
  "mask_w": 264,
  "mask_h": 264
}]
</instances>
